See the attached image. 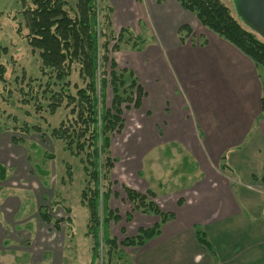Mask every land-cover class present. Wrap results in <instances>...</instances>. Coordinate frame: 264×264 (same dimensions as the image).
<instances>
[{
  "label": "rangeland",
  "instance_id": "obj_1",
  "mask_svg": "<svg viewBox=\"0 0 264 264\" xmlns=\"http://www.w3.org/2000/svg\"><path fill=\"white\" fill-rule=\"evenodd\" d=\"M65 1L69 6H74L76 2V0ZM129 1L98 0L96 22L98 24L103 18L109 20L110 29L116 34L120 28L126 29L124 35L117 40L119 43L116 42L119 51L110 50L109 56L116 60L119 68L137 66V69H141L142 53L133 52L135 50L133 46L141 44L139 50L142 51L145 43L155 39L151 44H158L159 41L147 31L148 25L144 21L143 14L146 12L147 0L133 1L141 5V9L137 12L130 10ZM160 1L155 0L156 4H160ZM162 1L166 5L171 2V0ZM220 1L235 17L231 0ZM18 10L17 0H0V64L6 67L5 81L0 82V162L9 168L7 178L0 181V264H91L92 240L85 235L88 212L79 203L84 175L78 160L63 150V142L51 136V130L67 116V110L60 107L53 115L43 109L36 113L32 102L25 104L21 101L24 95L19 88L23 86L24 90H27L26 82H20L22 74L25 78H36L40 82H44V79L39 74L36 55L31 52L24 39L26 31L21 25L22 20L17 14ZM130 14H134V18ZM179 35L186 37V31L183 30ZM109 44L112 46L114 42ZM138 72L140 73V70ZM137 79L139 81V78ZM140 79L147 88L145 89L148 99L144 107L141 105L139 109L123 110V127L111 139V155L114 162L111 185L116 195L110 198L109 205L118 212L120 221L110 224L109 233L111 236H116L119 241L126 234L121 229L127 230L128 234L135 233L139 224H147V221H151L152 224L154 217L150 216H155L140 212L135 215L123 186L133 185L145 190L147 185L159 194L163 189L159 190L158 182L168 180L165 185L167 190L181 187L178 190L183 191L191 186L192 176L196 175L190 157L186 153H178L181 148L177 143L176 145L158 144L156 136L150 133L149 125L151 129L153 118L167 119L171 113L167 114L168 110L160 109L158 104L155 105V100L157 102L158 99L154 86L156 81H152L150 75ZM70 80L81 84L76 71L71 74ZM109 97L110 94L107 93V104ZM25 98H28V95H25ZM175 103L179 106L180 99L178 98ZM148 108L151 109V113ZM167 108L172 114L178 111L175 104L172 107L171 101ZM163 124L168 125V123ZM25 126L28 129L23 128ZM12 138L16 139L17 143H14ZM151 158H157L153 164L154 168L149 165ZM65 163L70 166V176L67 174ZM36 168L48 172L47 176L42 179ZM178 176L181 178L179 179ZM230 177V187L237 200L242 202L243 197L255 201L261 199V193H253L257 187L256 182L247 181L244 176L237 177V174ZM152 193L153 198L158 199L159 196L153 191ZM58 201H63L61 203L63 207L70 208L69 215L64 212ZM250 206L251 204L246 202V208L241 211L239 217L229 220V224H234L238 220L248 224L242 228L243 235H246L257 221L264 220L261 208L258 206L255 209ZM40 207L47 210L51 218L62 220L59 231L41 221L38 215ZM127 214L130 217L126 219ZM66 218H71L72 223L67 224L64 221ZM260 245L264 248L263 243ZM132 248L134 247L120 248L118 253L123 255L122 258H119L114 251V254L110 255L111 262L132 264L133 256L130 254ZM102 252L100 253L99 249L100 257L94 261V264H103L109 258L107 256L102 261Z\"/></svg>",
  "mask_w": 264,
  "mask_h": 264
},
{
  "label": "crops",
  "instance_id": "obj_2",
  "mask_svg": "<svg viewBox=\"0 0 264 264\" xmlns=\"http://www.w3.org/2000/svg\"><path fill=\"white\" fill-rule=\"evenodd\" d=\"M133 1L138 0L129 1L130 10L137 12L141 5ZM164 5L162 0L160 4L155 0L146 1L145 20L142 19L148 25L147 31L153 38L157 37L159 43L151 44L154 39L145 43L142 51L132 50L142 53L143 63L141 69L129 68L144 90L142 107L148 94L140 78L150 75L151 80L156 81L158 99L155 105L171 113L167 119L153 118L150 133L156 136L158 144L177 143L181 148L178 153L190 157L196 175L192 176L191 186L183 191L178 190L181 187L167 190L168 180L158 182L159 190L163 189L159 194L147 185L145 190L129 185L140 193L152 190L159 196L154 199L159 208L174 215L162 224L157 236L132 248L131 262L264 264V248L260 245L264 244V220L251 226L246 235L242 228L248 224L240 220L229 224L230 219L238 218L246 208V202L255 209L259 206L264 218V181L261 180L264 171V105L261 101L264 67L255 65L232 44L201 26L176 0ZM134 14H130L132 18ZM181 26L191 31L183 29L186 31V37L181 36L183 43L178 31ZM178 98L179 106L175 103ZM170 101L172 107L173 104L177 107L175 114L167 108ZM176 114L180 116H174ZM156 160L150 159L152 168ZM221 164H224L223 169H220ZM111 173L112 170L110 180ZM233 174L256 182L253 193H261V199L243 197L242 202L237 200L230 187ZM137 213L134 211L135 215ZM150 217L155 218L152 224L151 221L137 224V230L151 227L159 219L156 215ZM195 226L204 232L209 245L197 240ZM124 232L129 237L137 233Z\"/></svg>",
  "mask_w": 264,
  "mask_h": 264
},
{
  "label": "trees",
  "instance_id": "obj_3",
  "mask_svg": "<svg viewBox=\"0 0 264 264\" xmlns=\"http://www.w3.org/2000/svg\"><path fill=\"white\" fill-rule=\"evenodd\" d=\"M176 1L201 26L232 44L255 65L264 67V40L234 17L223 2ZM17 3V14L26 31L24 39L36 55L38 71L44 79V82H40L36 78H25L22 74L20 82H26L27 90L23 86L19 88L24 95L21 101L25 104L32 102L36 113L43 109L53 115L60 107L67 110L65 119L51 130V136L63 142V150L78 160L84 175L79 203L88 212L85 235L92 240L91 264L100 257L102 251V261L109 256L103 264H113L110 255L114 251L122 258L123 255L118 253L120 248L144 245L160 233L163 223L174 218L173 213L163 212L159 208L152 191L140 193L123 186L132 210L154 214L159 217V221L148 228L140 227L135 236H125L120 241L109 233L110 224L120 221L118 212L109 205L110 198L116 195L109 178L114 166L111 139L123 127V110L139 109L144 97V90L134 71L119 68L109 56L110 50L119 51L117 40L126 29L120 28L116 34L110 29L109 20L104 18L97 24L98 0H76L74 6H69L65 0H17ZM183 29L191 32L187 26H181L178 31ZM180 41L184 42L181 36ZM110 42L114 44L110 46ZM140 45L135 44L133 49L139 51ZM75 71L81 84L70 80ZM5 73L6 67L0 64V82L5 81ZM262 86L261 101L264 105V82ZM107 93L110 94L108 104ZM23 128L28 129L27 126ZM11 140L17 143L16 139ZM222 165L220 169H223ZM65 166L70 176V166L66 163ZM36 170L38 172L39 168ZM39 172L42 179L48 174L45 170ZM6 178L7 167L0 163V181ZM261 180L264 181V171ZM63 210L68 215L71 213L69 207H63ZM38 215L42 222L59 231L62 220L51 218L43 207L38 209ZM128 217L127 214L126 219ZM64 221L72 223L71 218ZM195 236L199 242L209 245L204 232L196 226Z\"/></svg>",
  "mask_w": 264,
  "mask_h": 264
},
{
  "label": "water",
  "instance_id": "obj_4",
  "mask_svg": "<svg viewBox=\"0 0 264 264\" xmlns=\"http://www.w3.org/2000/svg\"><path fill=\"white\" fill-rule=\"evenodd\" d=\"M238 20L264 40V0H231Z\"/></svg>",
  "mask_w": 264,
  "mask_h": 264
}]
</instances>
